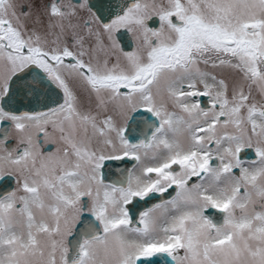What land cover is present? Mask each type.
<instances>
[{
    "label": "snow or ice",
    "instance_id": "6c2138e0",
    "mask_svg": "<svg viewBox=\"0 0 264 264\" xmlns=\"http://www.w3.org/2000/svg\"><path fill=\"white\" fill-rule=\"evenodd\" d=\"M0 264H264V0H0Z\"/></svg>",
    "mask_w": 264,
    "mask_h": 264
},
{
    "label": "flooded vegetation",
    "instance_id": "af4514ba",
    "mask_svg": "<svg viewBox=\"0 0 264 264\" xmlns=\"http://www.w3.org/2000/svg\"><path fill=\"white\" fill-rule=\"evenodd\" d=\"M18 2H20V0H18ZM122 41H123V44L126 47L132 44V41H131L130 37L127 36V35L122 37ZM12 143H13V146H14L15 145V141H12ZM45 147L47 148V150H54V148H55L54 145L53 146H45ZM5 183L7 184V181H5ZM11 186L14 187L15 186L14 183Z\"/></svg>",
    "mask_w": 264,
    "mask_h": 264
},
{
    "label": "water",
    "instance_id": "95a60500",
    "mask_svg": "<svg viewBox=\"0 0 264 264\" xmlns=\"http://www.w3.org/2000/svg\"><path fill=\"white\" fill-rule=\"evenodd\" d=\"M115 2L116 0H92V3L96 5H101V4L108 5L109 3H115Z\"/></svg>",
    "mask_w": 264,
    "mask_h": 264
}]
</instances>
